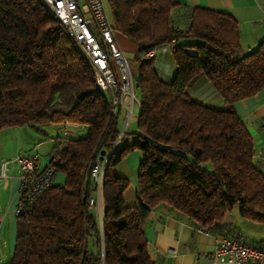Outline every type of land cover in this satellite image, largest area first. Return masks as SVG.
<instances>
[{"label": "trees", "instance_id": "obj_1", "mask_svg": "<svg viewBox=\"0 0 264 264\" xmlns=\"http://www.w3.org/2000/svg\"><path fill=\"white\" fill-rule=\"evenodd\" d=\"M115 32L131 39L141 87L139 130L111 154L102 183L103 227L88 200L90 168L121 133V110L96 84L94 67L43 0H0V132L85 124L79 138H58L49 160L52 183L16 214L12 258L5 264H155L144 227L165 204L211 229L238 205L264 221V170L235 105L264 88V40L244 52L237 20L227 11L176 0H106ZM177 40L171 80L148 51ZM208 79L223 106L196 100L190 89ZM126 133L124 131L123 135ZM122 135V136H123ZM137 149V204L128 206L127 177L111 169ZM1 166V163H0Z\"/></svg>", "mask_w": 264, "mask_h": 264}, {"label": "crops", "instance_id": "obj_2", "mask_svg": "<svg viewBox=\"0 0 264 264\" xmlns=\"http://www.w3.org/2000/svg\"><path fill=\"white\" fill-rule=\"evenodd\" d=\"M176 1L185 6L200 5L230 12L238 22L244 52L252 51L264 40V0ZM156 65L161 77L166 80L173 78L176 66L172 52L157 54ZM190 94L203 103L215 107L223 106L220 94L208 79L199 81L190 89ZM235 107L254 140V159L264 170V88L253 96L237 101ZM138 115L133 109L128 125ZM50 127L49 124L41 125V128L25 124L1 129L0 171L5 163V175L0 174V238L4 235L9 220L14 230V208L19 200L20 183V168L15 159L20 154L37 151L41 144H47L49 160L50 147L58 139L47 131ZM134 136L133 132L125 133L120 144L130 143ZM140 161L141 153L133 149L111 169L113 176L127 177L130 181L123 194L128 206L137 204V174ZM94 211L100 221L99 211ZM144 231L148 250L155 264H231L225 255L217 261L211 257L221 235L237 237L248 244L264 248V221L245 219L238 209H233L225 220L213 228L199 230L189 216L165 204H159L147 219ZM0 262L4 264V261Z\"/></svg>", "mask_w": 264, "mask_h": 264}, {"label": "built area", "instance_id": "obj_3", "mask_svg": "<svg viewBox=\"0 0 264 264\" xmlns=\"http://www.w3.org/2000/svg\"><path fill=\"white\" fill-rule=\"evenodd\" d=\"M49 11L57 18L73 40L81 47L93 64L95 80L98 88L109 95L114 112L126 109V121L113 145L97 156L90 168V176L95 187V196L88 200L89 207L97 209L102 218V183L108 160L119 145L126 126L133 114V107L139 102L136 79L131 61L121 47L109 15L106 0H43ZM177 48V40L151 48L149 55L173 52ZM15 161L20 168L19 201L16 214L27 208L31 202L55 179V167L41 161L37 151L23 153ZM1 175H5V163L2 164ZM202 230V227H197ZM227 256L231 264H264V248L256 244H248L241 239L228 235L218 238L217 246L211 257L214 261ZM101 264H104L102 258Z\"/></svg>", "mask_w": 264, "mask_h": 264}, {"label": "rangeland", "instance_id": "obj_4", "mask_svg": "<svg viewBox=\"0 0 264 264\" xmlns=\"http://www.w3.org/2000/svg\"><path fill=\"white\" fill-rule=\"evenodd\" d=\"M106 4H107L109 15L112 18L111 9L107 1H106ZM116 36L118 38V41H120L122 45L121 47L125 51V54L130 59L132 69L135 73V77L136 79H138L137 66H136V62L134 59L135 52L137 49L135 43L121 32H116ZM137 95H138L139 102H136L133 107L136 115H138V113L140 112L141 87L139 85L137 86ZM126 117H127L126 109L123 108L122 114L120 116L121 130L124 129ZM125 130H126V133H130V132L135 133L139 130L138 116L137 117L135 116V118L131 120L130 124L126 127ZM47 131L53 136L58 137V138H68V137L79 138V137H85L87 135L88 126L85 124L68 123L66 125L60 124L58 125V127H50ZM37 149H38L37 151L41 155L42 163L45 164L46 161L48 160V154H47V150L49 149L48 145L41 144L38 146ZM64 182H65V174L59 171L55 177V183L63 184ZM17 204L14 208V214H15L14 230L11 224V220H9L8 224L6 225L4 235L0 238V259H1L0 261H4V264L10 261L13 255V251H14V245H15L16 233H17V218H16ZM235 209H238V205L235 207Z\"/></svg>", "mask_w": 264, "mask_h": 264}, {"label": "water", "instance_id": "obj_5", "mask_svg": "<svg viewBox=\"0 0 264 264\" xmlns=\"http://www.w3.org/2000/svg\"><path fill=\"white\" fill-rule=\"evenodd\" d=\"M104 153H105V150H103V151L101 152V158H102V156H103Z\"/></svg>", "mask_w": 264, "mask_h": 264}]
</instances>
